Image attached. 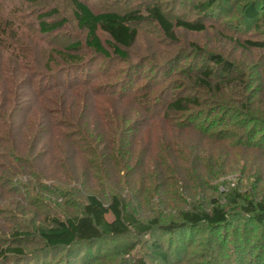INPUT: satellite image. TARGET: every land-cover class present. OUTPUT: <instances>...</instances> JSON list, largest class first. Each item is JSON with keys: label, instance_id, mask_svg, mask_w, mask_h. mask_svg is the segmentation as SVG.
<instances>
[{"label": "trees", "instance_id": "obj_1", "mask_svg": "<svg viewBox=\"0 0 264 264\" xmlns=\"http://www.w3.org/2000/svg\"><path fill=\"white\" fill-rule=\"evenodd\" d=\"M216 2L202 1L196 8L207 12ZM262 2L249 1L243 16L258 18ZM73 6L75 21L86 33L84 45L62 49L42 46L67 23L53 18L56 10L39 14V31L32 32L19 17L4 18L0 7V223L5 225H0V264H31L38 257L45 264L49 253L101 248L130 235L225 226L230 213L213 195L212 182L235 174L238 165L223 163L219 151L233 154L244 137L250 149L253 135L264 134V95L248 97L249 85L229 73L231 63L217 54L210 57L212 67L164 84L160 97L154 87L163 71L143 85L137 84L139 76L137 81L131 76L138 66L131 63L139 35L135 25L154 22L177 43L176 28L201 33L205 24L174 23L157 5L126 13L97 12L83 0H73ZM237 42L245 49L264 48L257 40ZM83 49L127 66L108 68L101 78L91 73ZM262 74L264 80V64ZM229 91L239 96L233 101L237 109L226 102ZM231 112L243 121L228 120ZM232 193L227 200L264 229V197ZM134 196L146 204L159 196L163 206L177 207L176 217L141 220L131 208ZM8 209L21 217L5 222ZM27 214L36 217L28 222ZM31 241L40 247L30 249ZM111 245L109 254L121 255L122 264H147V255L167 262L155 242L152 251L139 241Z\"/></svg>", "mask_w": 264, "mask_h": 264}, {"label": "rangeland", "instance_id": "obj_2", "mask_svg": "<svg viewBox=\"0 0 264 264\" xmlns=\"http://www.w3.org/2000/svg\"><path fill=\"white\" fill-rule=\"evenodd\" d=\"M93 10L116 11L126 13L128 11L145 9L157 5L174 23L178 19L192 20L206 25V30L201 33H194L176 28V36L179 42L169 41L161 29L154 22H143L135 25L139 31L138 39L132 49L131 63L134 67L131 76L139 80L138 85H143L148 80H154L160 73L161 84L154 87L160 97L161 87L169 81L186 80L188 75L201 67L213 66L210 57L217 54L224 60L231 63L232 75H240L241 83L249 85V96L262 97L264 95V80L262 66L264 64L263 49H245L238 44V39H249L260 41L264 45V0H262L260 15L258 18L250 19L243 16V7L252 0H217L215 8L207 12L198 11L196 5L207 0H83ZM2 16L4 18L17 19L24 25L31 26L25 31H39L36 19L38 15L46 12L57 11L53 16L55 20L66 19L67 23L55 34L44 38L42 46L48 49H62L72 43L79 42L82 46L85 41V30L78 27L74 18L73 0H0ZM103 40L107 37L102 34ZM198 49L200 50H196ZM201 51V52H199ZM85 60L92 65L91 73L101 78L107 76L102 74L111 67L126 68L127 64L115 60L108 61L93 53L86 52ZM165 66V68H163ZM94 74V75H95ZM166 76V77H165ZM136 80V81H137ZM135 83V86L137 85ZM236 90L237 88H233ZM239 97L236 92H230L227 101L231 109L237 107ZM237 109V108H235ZM227 119L243 121L237 113L231 112ZM226 125V124H224ZM251 126V123H249ZM254 125V124H253ZM226 127V126H225ZM229 127V125H228ZM227 127V128H228ZM238 127V126H237ZM262 127V126H261ZM232 131L244 132L236 126H230ZM264 131V130H263ZM262 131V132H263ZM246 137L238 138V149L232 151H219L220 160L223 163L233 162L238 165L235 174L223 176L220 180L212 182L215 197L221 200L230 213L229 224L217 228H203L185 230L183 232L164 234L154 233L137 238L134 235L126 239L113 240L111 243L136 241L147 244V249L152 242L162 247V253L167 255L165 264H264V229L256 227L252 221L241 214L240 210L227 200L226 196L238 190L243 195L250 197H264V154L261 148L264 145V134H254L252 148L248 149ZM264 147V146H263ZM219 149H221L219 147ZM218 154V150H216ZM226 152V153H225ZM216 154V155H217ZM235 157H237L235 159ZM237 160V161H236ZM159 196H155L149 204H146L137 196L131 199V208L141 220L152 217H176L177 207L167 208L160 202ZM46 205L54 208L48 199H44ZM177 209V210H175ZM3 214L4 221L21 217L19 212L8 209ZM24 215H22L23 217ZM26 219L31 222L36 215L27 214ZM5 221V222H6ZM14 225V222H11ZM4 227V223H0ZM0 233V245L1 236ZM97 248H86L82 252L71 253L70 251H55L46 256L45 264H122V256L114 253L109 254L113 245ZM30 249L40 247L36 241H31ZM108 247V248H106ZM103 248V249H102ZM149 251H152L151 249ZM153 253H160L153 250ZM147 264H162V262L151 255H147ZM41 257L36 258L31 264H39ZM120 262V263H119ZM7 264H29L20 263L16 260ZM130 264H132L130 262Z\"/></svg>", "mask_w": 264, "mask_h": 264}]
</instances>
